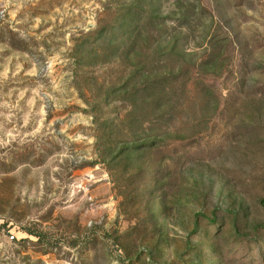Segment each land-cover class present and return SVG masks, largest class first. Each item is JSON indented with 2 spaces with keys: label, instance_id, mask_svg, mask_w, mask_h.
<instances>
[{
  "label": "rangeland",
  "instance_id": "374dc122",
  "mask_svg": "<svg viewBox=\"0 0 264 264\" xmlns=\"http://www.w3.org/2000/svg\"><path fill=\"white\" fill-rule=\"evenodd\" d=\"M0 264H264V0H0Z\"/></svg>",
  "mask_w": 264,
  "mask_h": 264
}]
</instances>
